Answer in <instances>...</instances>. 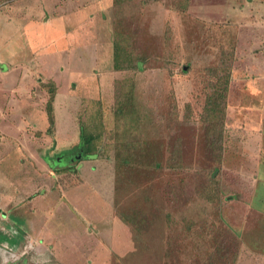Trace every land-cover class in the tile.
<instances>
[{"label":"rangeland","instance_id":"374dc122","mask_svg":"<svg viewBox=\"0 0 264 264\" xmlns=\"http://www.w3.org/2000/svg\"><path fill=\"white\" fill-rule=\"evenodd\" d=\"M9 1L0 0V8ZM64 1L60 7L63 0H22L35 4L31 18L40 30L33 35L20 23L27 19L22 13L12 43L19 50L15 64L0 70V175L17 188L27 172L43 176L45 161L60 168H48L46 185L63 199L73 190L78 212L65 209V224L51 233L82 241L67 247L32 233L15 258L7 255L0 264H235L244 247L264 251V217L232 202L234 184L248 180L236 166L247 160H233V125L251 123L256 130L264 123V0ZM63 8L73 22L60 23ZM221 64L231 79L227 152L217 162L202 116ZM49 82L59 88L54 115L68 136L64 149L55 126L47 131L43 84ZM125 110L126 126L116 131V114ZM77 123L89 143L85 153L95 155L91 161H82L78 129L72 135ZM133 142L137 148L124 147ZM71 167L98 170L96 185ZM8 190L0 184V193ZM254 203L264 206L257 197ZM80 214L96 228L90 236L85 225L74 226ZM8 227L0 228V245L12 234ZM251 233L256 239H238Z\"/></svg>","mask_w":264,"mask_h":264},{"label":"crops","instance_id":"0c3cea01","mask_svg":"<svg viewBox=\"0 0 264 264\" xmlns=\"http://www.w3.org/2000/svg\"><path fill=\"white\" fill-rule=\"evenodd\" d=\"M80 1V0H78ZM86 4H88L87 0H84ZM92 2V0H89ZM64 3H67L63 0V3L60 7H63ZM35 5V4H34ZM31 3L23 4L22 0H10L7 6L4 8H0V70L5 72L8 70L9 65L15 64V57L19 50H15V47L12 45L15 44V36L14 33L16 31V26L20 27V23H26L29 27L28 30H34L33 35H39L37 33L40 30V25L36 26L33 24V20L31 18V14L34 10V7ZM82 7V6H81ZM75 10L73 9V15H77L80 12L79 6H75ZM84 8V7H83ZM26 12L27 19L24 22L18 23L19 19H23L24 15L22 13ZM89 14V12H87ZM70 14L69 10H65L64 8L61 9V13H59L58 20H60L61 24L63 25L67 21H74L72 18H68L73 16ZM87 20H93L92 15H87ZM76 20V19H75ZM49 21V20H48ZM47 21V23H48ZM3 24V25H1ZM41 24V23H40ZM24 25V24H23ZM73 33H75V27H73ZM30 41V40H29ZM26 46V41H24ZM28 47V46H27ZM68 64V63H67ZM45 79L51 80L54 82L52 77H46ZM55 83V82H54ZM56 84V83H55ZM57 85V84H56ZM57 92H58V86ZM58 94V93H57ZM56 98V96H55ZM55 102V101H54ZM45 108V107H44ZM54 108V105H53ZM54 112V110H53ZM55 120V115H54ZM261 125L259 128L255 130V128H251V123L245 126V122L235 123L233 126V160L237 162H242L244 159L247 160L246 164H236L237 167L240 168V171L247 172V182L237 180L238 182L234 184L232 187V193H235L232 198V202L235 204H239L241 207L248 208L249 211L255 212L257 215L264 217V206L255 207L254 199L257 197L260 200L264 201V123L260 121ZM55 129H56V136L55 141L58 146L62 149L66 148L69 144L68 136L64 134V131L58 126L55 120ZM78 129V134L80 133V126L77 123L76 127L72 128V135ZM77 134V135H78ZM72 143V142H71ZM63 152V151H62ZM67 153L66 151H64ZM63 152V153H64ZM227 150H225V153ZM226 155V154H225ZM4 156V155H3ZM30 159L33 154L28 156ZM95 158V156L91 159H84L85 161H91ZM79 162L80 160H75ZM72 161V162H75ZM64 166V165H63ZM50 167L51 171L55 173H61L62 170L60 168L53 167L49 162L44 163L43 167L41 166V171L44 172L43 176L37 172L36 175L27 172V179H24L19 182L20 187L15 188V184H12L11 179L5 178V175H0V184L9 185V189L7 192L3 191L0 193V222L2 224L0 228L4 229L5 226H12L13 230L8 231L12 232L8 237V242L4 243V245H0V263H7V255L15 258L17 256V249L20 245L19 242L26 241V244L30 243L34 238L38 235L39 238H42L43 241L48 240V235H50L51 241L66 242V246L68 247L70 244H74L82 239L75 238L74 233H71L73 239L70 241L67 237L59 238L56 235L51 233L52 227L58 228L60 225L63 226L65 223L63 221L64 214L62 212L66 209V212L72 213L78 212L75 203L71 200L70 197H74L73 190L71 194L68 191V198L58 195L59 193L52 187L49 189V186L46 185L48 181L47 170ZM58 167V166H57ZM61 167V166H60ZM72 169L74 167H71ZM77 171L80 175L85 176L88 178L87 181L94 186L96 185V177L99 173L98 170L93 171V169H87L86 167H81L79 169H73ZM238 169H235V171ZM249 170V172L247 171ZM239 172V171H238ZM53 175V174H52ZM62 175V174H61ZM244 175V174H240ZM1 176H3L1 178ZM239 176V175H238ZM43 177V180L42 178ZM54 176H51V179ZM9 178V176H8ZM93 178V179H92ZM17 184V183H16ZM53 191H56L55 193ZM54 193V194H53ZM246 193V196H245ZM5 194H8L4 196ZM60 197V198H58ZM241 200V201H240ZM68 214V213H67ZM3 215V216H2ZM69 215V214H68ZM111 216V215H110ZM112 217V216H111ZM264 219V218H263ZM113 220V218H112ZM103 225L102 223H100ZM85 225V226H83ZM92 224L90 222L85 221L80 214L78 219L74 220V226H83L86 234L90 236L89 233ZM71 227L70 229L73 230L75 227ZM94 226V225H92ZM8 227V228H9ZM17 227V228H15ZM78 227V228H79ZM7 228V230H8ZM98 228V227H97ZM93 229V228H92ZM94 228L93 230H95ZM50 230V231H49ZM99 230V229H98ZM57 232V231H56ZM99 231V233H101ZM32 233L34 236H32ZM80 235V234H79ZM78 235V236H79ZM247 236H243V234H238V239L242 241H249L256 239V234H246ZM260 237V236H258ZM264 237V234L261 236ZM98 240H102L99 235H97ZM73 242V243H72ZM103 245V244H102ZM62 246V245H61ZM71 246V245H70ZM108 250V249H107ZM111 249L109 248V253ZM2 261V262H1ZM235 264H264V251L244 247L239 250L238 252V259L236 260Z\"/></svg>","mask_w":264,"mask_h":264},{"label":"trees","instance_id":"16d2710c","mask_svg":"<svg viewBox=\"0 0 264 264\" xmlns=\"http://www.w3.org/2000/svg\"><path fill=\"white\" fill-rule=\"evenodd\" d=\"M118 58L117 48L114 49V65L119 66L118 62L115 63V61ZM142 62L141 61H135L132 62L131 65L135 69H140ZM216 79L214 83L212 84V92L207 97L205 107H204V115L202 116V122L207 125L206 128V138L208 146L211 150L212 155L214 156V160L217 162H220L223 160V155L225 152V137H226V122H225V103L228 95L229 85H230V68L226 64H221L216 69ZM43 87L46 88L48 91V100L45 104V113L47 116V122H48V128L47 131L50 133L53 131L55 126V120H54V100L56 96V87L53 84V82H49L46 84H43ZM128 113L125 110V112H118L116 114V126L115 130H123L126 126V120H128ZM93 129H103L102 124V118L101 115L99 117V121L97 124L93 127ZM81 133V144L79 146L82 147L83 145V151L84 156H82V159H91L94 157V154H87L85 153L88 149V142L85 139L84 136V129L82 127L80 128ZM97 134H102V130L99 132H95ZM94 136V135H93ZM88 143V144H87ZM138 143H131L124 145L125 148L133 149L132 147H138ZM119 156L116 157L118 159ZM125 161V159H123ZM122 162V160H121Z\"/></svg>","mask_w":264,"mask_h":264}]
</instances>
